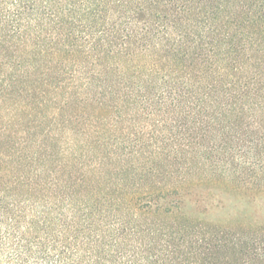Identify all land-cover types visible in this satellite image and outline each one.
<instances>
[{
    "label": "trees",
    "instance_id": "1",
    "mask_svg": "<svg viewBox=\"0 0 264 264\" xmlns=\"http://www.w3.org/2000/svg\"><path fill=\"white\" fill-rule=\"evenodd\" d=\"M252 127L264 0H0V264H264V222L160 203L198 158L264 175Z\"/></svg>",
    "mask_w": 264,
    "mask_h": 264
},
{
    "label": "rangeland",
    "instance_id": "2",
    "mask_svg": "<svg viewBox=\"0 0 264 264\" xmlns=\"http://www.w3.org/2000/svg\"><path fill=\"white\" fill-rule=\"evenodd\" d=\"M253 130L254 127L248 129L246 134L241 131L244 136H240L241 141H237L239 144L236 140L231 143L239 145V148L242 146L243 151L251 146L256 147L254 143H257V138L264 136V133ZM208 140L201 141L202 152L209 144L211 146L213 142L219 141ZM198 161L195 160L188 167L183 164L177 167L178 169H170L164 176L160 184L168 190L171 189L172 196L161 199L163 207L171 203L179 204L180 212L188 217L193 225L221 223L226 226L228 223L234 225L246 221L264 222V175L251 172L244 166L237 168V162L227 165L220 163L216 170L210 163L204 164L205 159ZM227 168L242 170L243 173L239 171L240 174H232ZM158 180L155 179L154 183L159 184Z\"/></svg>",
    "mask_w": 264,
    "mask_h": 264
}]
</instances>
